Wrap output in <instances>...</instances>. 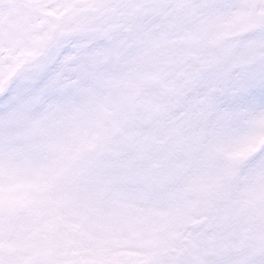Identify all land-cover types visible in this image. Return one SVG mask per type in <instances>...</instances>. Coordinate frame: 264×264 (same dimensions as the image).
Here are the masks:
<instances>
[{"label": "snow or ice", "instance_id": "snow-or-ice-1", "mask_svg": "<svg viewBox=\"0 0 264 264\" xmlns=\"http://www.w3.org/2000/svg\"><path fill=\"white\" fill-rule=\"evenodd\" d=\"M0 264H264V0H0Z\"/></svg>", "mask_w": 264, "mask_h": 264}]
</instances>
